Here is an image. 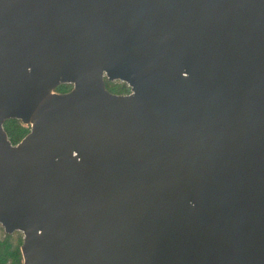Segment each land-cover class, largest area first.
Wrapping results in <instances>:
<instances>
[{"label":"water","instance_id":"95a60500","mask_svg":"<svg viewBox=\"0 0 264 264\" xmlns=\"http://www.w3.org/2000/svg\"><path fill=\"white\" fill-rule=\"evenodd\" d=\"M0 225L23 264H264V0H0Z\"/></svg>","mask_w":264,"mask_h":264},{"label":"trees","instance_id":"16d2710c","mask_svg":"<svg viewBox=\"0 0 264 264\" xmlns=\"http://www.w3.org/2000/svg\"><path fill=\"white\" fill-rule=\"evenodd\" d=\"M105 84L107 90L113 94L126 95L131 92L128 85L121 81L110 82L105 78ZM72 88V85L62 84L55 89V92L67 93ZM4 129L13 145L19 143L30 132V126H26L16 119L5 121ZM23 242L24 239L21 232L17 231L14 234H6L4 228L0 225V264H23L21 253Z\"/></svg>","mask_w":264,"mask_h":264},{"label":"rangeland","instance_id":"374dc122","mask_svg":"<svg viewBox=\"0 0 264 264\" xmlns=\"http://www.w3.org/2000/svg\"><path fill=\"white\" fill-rule=\"evenodd\" d=\"M116 82V81H115ZM129 87V86H128ZM130 88V87H129ZM5 231V230H4ZM17 232V231H16ZM19 232V231H18ZM6 233V232H5ZM15 233V232H14ZM14 233H12V234H14ZM22 233V232H21ZM7 234V233H6ZM23 234V233H22ZM23 239H24V235H23ZM22 253V252H21Z\"/></svg>","mask_w":264,"mask_h":264}]
</instances>
